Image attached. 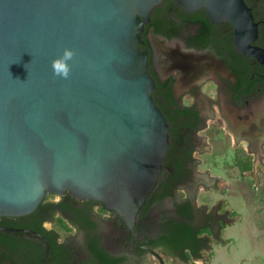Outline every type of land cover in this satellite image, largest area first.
I'll return each mask as SVG.
<instances>
[{
	"label": "water",
	"instance_id": "1",
	"mask_svg": "<svg viewBox=\"0 0 264 264\" xmlns=\"http://www.w3.org/2000/svg\"><path fill=\"white\" fill-rule=\"evenodd\" d=\"M161 1L0 0V215L28 214L66 191L133 223L167 147L141 41ZM172 1L228 22L238 51L264 66L252 46L263 26L246 0Z\"/></svg>",
	"mask_w": 264,
	"mask_h": 264
},
{
	"label": "flooded vegetation",
	"instance_id": "2",
	"mask_svg": "<svg viewBox=\"0 0 264 264\" xmlns=\"http://www.w3.org/2000/svg\"><path fill=\"white\" fill-rule=\"evenodd\" d=\"M246 3L263 26L262 40L252 46L264 50V0ZM181 11L173 2L142 25L167 147L133 223L125 226L95 200L47 193L39 227L57 237L30 227L27 214L0 215V264H159L153 253L164 264L206 261L233 220L224 199L200 196L229 193L226 176L251 178L264 188V66L238 51L228 22H212L204 8L187 16ZM224 148L229 170L221 176L209 166Z\"/></svg>",
	"mask_w": 264,
	"mask_h": 264
},
{
	"label": "rangeland",
	"instance_id": "3",
	"mask_svg": "<svg viewBox=\"0 0 264 264\" xmlns=\"http://www.w3.org/2000/svg\"><path fill=\"white\" fill-rule=\"evenodd\" d=\"M229 158V149L218 151L214 155L215 163L209 169L226 176ZM225 178L232 184L229 193L222 195L208 191L199 198L202 201L222 198L231 209L228 217L233 222L222 232L225 241L211 245L210 254H205L206 258L208 256L206 261H188L185 264H264V188L251 178L238 181L227 176ZM262 178L260 175L259 179ZM166 260V264H173L171 260Z\"/></svg>",
	"mask_w": 264,
	"mask_h": 264
},
{
	"label": "trees",
	"instance_id": "4",
	"mask_svg": "<svg viewBox=\"0 0 264 264\" xmlns=\"http://www.w3.org/2000/svg\"><path fill=\"white\" fill-rule=\"evenodd\" d=\"M174 1L172 0H165V1H161L159 4L155 5L154 7L151 8V10L149 11L148 17L149 18H153L156 17L157 15H160L161 13H163L170 4H172ZM182 14L184 15H189L188 12L185 11H181ZM152 25L157 27L158 23L156 21L152 22ZM46 207V203L44 202V199H42L37 206L35 207V209L33 211H31L30 213L27 214V216L29 218H31L32 220L29 221V226L34 228L35 230L39 231L40 233H42L47 239H55L57 237V233L56 232H52V231H47L42 229L41 227H39V223L42 221L43 217H41L42 215V209Z\"/></svg>",
	"mask_w": 264,
	"mask_h": 264
},
{
	"label": "clouds",
	"instance_id": "5",
	"mask_svg": "<svg viewBox=\"0 0 264 264\" xmlns=\"http://www.w3.org/2000/svg\"><path fill=\"white\" fill-rule=\"evenodd\" d=\"M65 57L70 58L71 57V53L70 52H66L65 53ZM53 67H54V70L57 73H62L65 76L67 75V71H68L67 70V66L65 65V63L62 60L54 61Z\"/></svg>",
	"mask_w": 264,
	"mask_h": 264
}]
</instances>
